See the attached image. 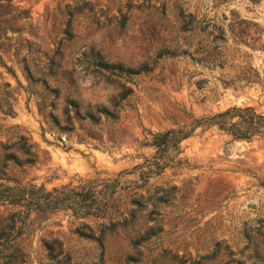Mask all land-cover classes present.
Here are the masks:
<instances>
[{
    "label": "rangeland",
    "instance_id": "1",
    "mask_svg": "<svg viewBox=\"0 0 264 264\" xmlns=\"http://www.w3.org/2000/svg\"><path fill=\"white\" fill-rule=\"evenodd\" d=\"M163 47L189 54L156 57ZM94 54L150 69L113 72ZM230 106L264 112V0H0V143L37 150L2 177L106 197L103 215H15L5 264H264V131L197 127L161 173L133 168L156 155L148 133ZM17 209L0 205V225Z\"/></svg>",
    "mask_w": 264,
    "mask_h": 264
},
{
    "label": "trees",
    "instance_id": "2",
    "mask_svg": "<svg viewBox=\"0 0 264 264\" xmlns=\"http://www.w3.org/2000/svg\"><path fill=\"white\" fill-rule=\"evenodd\" d=\"M125 19L124 14H120V22ZM182 24V29H191L190 24L192 18H189ZM220 38L217 34L213 36V40ZM203 52L207 55L211 50L208 47L203 48ZM189 54L186 50H178L175 48L163 47L157 53L156 57L167 56L174 57L176 55ZM95 56V65L99 68H111L113 72L125 73L126 75H136L148 71L150 68L146 63H140L136 67H127L119 62L105 63ZM97 59L99 61H97ZM124 98V94H120V99ZM74 110L75 114H79V104L74 99L67 100ZM104 110V109H102ZM83 117L90 120L94 119V114L90 111H84ZM113 116V113H112ZM215 126L218 130L230 135L235 139H250L254 134H259L264 131V112H255L250 106H230L226 109L213 113L211 115H204L200 117H190V122L186 127L170 128L162 132L148 133V139H144L142 145H147L154 148V153L150 159L135 165L133 168H144L140 171L141 176L149 177V174H159L167 165L168 158H165L164 153L170 150H176L178 153V143L190 136L195 128L202 127L208 128ZM18 143V144H17ZM17 144V149L24 155V158H19L11 148ZM3 150L2 158L0 160V205H8L11 207H18L15 211L7 213V221L0 225V264H5V260L9 258L14 249L12 243L8 245V237L11 231L19 232L18 227L15 226V215H23V218L31 211H38L45 213L47 211L56 210L59 208H68L74 215L79 217L86 215H103L106 205L105 193L94 191L91 187H80L79 189L57 190H44L42 185L36 186L31 183H21L17 180H10L8 177L4 178L2 170L7 166V163L13 166L31 165L35 162L37 156L36 144L30 142L26 136L19 137L17 141H5L0 143ZM11 181V184L7 182ZM115 183L109 186L113 187ZM22 218V217H21ZM22 220V219H21ZM154 234L152 227L145 230L136 240V244L141 241L147 240ZM264 254V233L261 234V243ZM214 253V251H213ZM6 258V259H5Z\"/></svg>",
    "mask_w": 264,
    "mask_h": 264
}]
</instances>
